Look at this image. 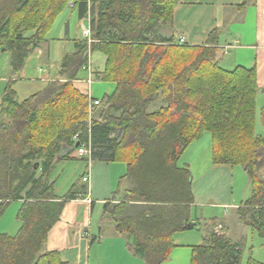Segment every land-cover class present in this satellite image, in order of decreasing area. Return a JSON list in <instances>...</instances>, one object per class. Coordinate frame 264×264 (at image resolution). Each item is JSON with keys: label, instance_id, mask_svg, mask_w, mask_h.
Here are the masks:
<instances>
[{"label": "trees", "instance_id": "obj_1", "mask_svg": "<svg viewBox=\"0 0 264 264\" xmlns=\"http://www.w3.org/2000/svg\"><path fill=\"white\" fill-rule=\"evenodd\" d=\"M68 9L89 22L91 42L76 41V51L63 57L61 81L23 101L10 81L3 95L0 221L13 202L21 207L18 232L0 234V264H71L44 248L67 202L86 199L88 187L76 183L58 197L50 177L60 161L74 159L77 144L88 143L92 162L128 168L113 195L118 203L105 205L103 221L113 220L144 264L165 263L177 247L174 236L201 220L192 217V171L179 163L206 133L212 136V163L241 166L248 175L252 195L236 214L264 243L256 69L221 67L217 30L201 47L163 35L162 28L174 25V0H0V50L11 54L12 76L21 74ZM95 52L107 57L100 79L116 88L90 115V97L74 82ZM159 101L161 107L151 112ZM208 226L205 244L192 247L191 264H243V241L215 231L221 226L217 219ZM245 264L264 262L250 258Z\"/></svg>", "mask_w": 264, "mask_h": 264}, {"label": "crops", "instance_id": "obj_2", "mask_svg": "<svg viewBox=\"0 0 264 264\" xmlns=\"http://www.w3.org/2000/svg\"><path fill=\"white\" fill-rule=\"evenodd\" d=\"M95 1L102 0H90L91 3ZM174 1L173 28H162V34L167 37L174 36L178 41L183 40V44L201 47L206 45L214 30L219 31L218 45L216 46L219 65L227 70H233L237 67L256 69L259 90L264 91V0ZM69 10L77 14L76 11ZM66 15L68 16V14ZM58 19L51 31L53 30L52 33L63 31V33L57 36V39H46L41 47L30 56L24 70L18 77L15 78L11 75V54H5V51L0 50V121L6 119V115L2 112V99L10 81L14 82L13 87L15 90L17 89L18 95L17 87L28 95L35 88L61 81L59 77L61 66H55V71H48L43 67L45 60L53 57L50 41L57 48L58 44L64 43H73L75 46V42L78 40L71 39L73 16L70 15L66 18L68 23L65 26L64 24L62 26L61 20L58 21ZM83 22L85 21L80 20L76 29L81 28L84 32L89 27V22L87 21V26ZM44 47L46 51L43 50ZM75 51L76 48L68 54H73ZM89 63L94 70L95 80L102 81L100 77L105 72L107 57L102 52H95L90 56ZM80 76V80L75 81L74 85L82 93L88 94L95 100H102L115 91V83L102 81L100 85L96 86L95 95L91 89L92 85L88 84V72L83 69ZM80 86H84L85 91H82ZM161 105L160 101L153 105L151 112L157 111ZM65 151L67 153L69 150L66 149ZM73 156L74 159L60 161L50 177L51 181L55 183L56 195L58 197L66 196L76 183H79L80 187L87 186L89 194L87 199L67 202L61 220L49 233L45 251L59 252L63 261L71 264H144L143 260L133 252L130 246L131 240L126 235L117 232L113 220L103 221L105 205L118 203L113 199V195L117 192L120 181L128 171L127 165L119 162H89L87 159L79 158L77 151L73 153ZM186 164L190 166L193 174L192 165ZM211 172L220 178V182L216 186L222 187L225 183L223 178L229 179L230 177L228 166H214L205 179H211ZM84 176H89V182H83ZM215 189L213 188L212 192ZM193 193L196 198L194 186ZM19 203L21 207V202ZM95 214L99 218L96 227L97 235L93 233L92 225ZM15 228L19 230L20 227L16 224ZM223 233L231 238L230 229H226ZM0 234L10 235L7 232ZM106 245L113 247L109 252L112 255L111 261L105 257L101 259L99 253L103 251V247ZM176 245L179 247L178 244ZM93 251H96L95 260L92 258Z\"/></svg>", "mask_w": 264, "mask_h": 264}, {"label": "rangeland", "instance_id": "obj_3", "mask_svg": "<svg viewBox=\"0 0 264 264\" xmlns=\"http://www.w3.org/2000/svg\"><path fill=\"white\" fill-rule=\"evenodd\" d=\"M73 16L71 21L72 24V34L71 39L73 40H83V29L76 26L79 24L80 20L77 14L71 10H66L60 20L62 26L67 24L68 16ZM58 19V21H59ZM57 21V23H58ZM87 26V21L83 22ZM53 31V30H52ZM48 35L47 39H57V36L63 33H52ZM90 41V40H89ZM53 42V41H52ZM52 56L50 59H46L43 63V67L46 70L55 71V66H60L62 58L68 53H72L75 50L73 43L58 44L57 48L54 47L55 44L51 43ZM46 51L45 47L43 48ZM8 54L9 53H5ZM106 69V66H105ZM102 81L94 80L91 89L96 95V86L100 85ZM44 87V86H43ZM35 88L31 94L26 95L23 91L18 88V100L23 101L27 99L30 95L37 93L38 91L44 89ZM82 91H85L84 86H80ZM87 87V86H86ZM259 87V86H258ZM17 90V89H16ZM89 93V92H88ZM257 112H258V122L256 127V133L258 135H264V129L261 125V113L264 109V91L258 93L257 98ZM156 108V107H155ZM150 111H153L151 108ZM262 132V133H261ZM186 163L192 165L193 178H194V189L196 191V205L192 207V217L196 218L198 216L199 220L197 227L192 230L183 231L177 233L174 236V242L179 245V247L172 250L170 258L163 264H190L192 247L205 244V238L208 235L209 223L217 219L221 221V226L215 228V231L223 233L224 230L230 229L231 238L234 241H243L244 252H243V264L247 263L250 258L256 261L264 262V243L261 241L257 233L252 232L247 226L242 224L237 214L235 213V208H238L243 202L249 199L252 195L251 192V181L248 175L245 173L241 166H234L230 168L229 179L223 178L225 183L223 186H216L220 182V178L211 172V179H205L208 177L211 169L214 168L212 163V136L210 133H206L202 140L192 144L187 151L184 153L180 159V165L183 166ZM216 188L213 192L212 189ZM222 193H225L224 195ZM227 203V204H226ZM200 205V206H199ZM227 205V207H225ZM20 207L18 201L13 202L9 209L4 214L0 222V233H10V235H15L18 230H16V224L20 227V222L17 220V211ZM99 218L95 214L93 218V233L97 235V224ZM224 226V227H223ZM112 246H104L103 251L99 252L101 259L104 257L111 261L112 255L109 253ZM108 256V257H107ZM93 260L96 259V251L92 253Z\"/></svg>", "mask_w": 264, "mask_h": 264}, {"label": "built area", "instance_id": "obj_4", "mask_svg": "<svg viewBox=\"0 0 264 264\" xmlns=\"http://www.w3.org/2000/svg\"><path fill=\"white\" fill-rule=\"evenodd\" d=\"M83 35L86 39L90 40V42H91V31H90L89 27L84 30ZM183 43H184V41L182 40L181 44H183ZM84 70H86L89 74L88 84L91 86L92 83L94 82V79H95V73H94V70L92 68V65L89 63L88 66L84 67ZM89 97H90V106L89 107H90V115H91L93 107L99 105L101 100H95L91 96H89ZM77 156L79 158H84V159H87L89 162H92V160H91V158H92L91 144L88 143V144H84L81 147H79L77 150ZM83 182L84 183L89 182V176H84Z\"/></svg>", "mask_w": 264, "mask_h": 264}, {"label": "water", "instance_id": "obj_5", "mask_svg": "<svg viewBox=\"0 0 264 264\" xmlns=\"http://www.w3.org/2000/svg\"><path fill=\"white\" fill-rule=\"evenodd\" d=\"M2 52H4V49L2 50ZM77 148L79 147V144H77V146H76ZM192 229V227L191 228H189V230H191Z\"/></svg>", "mask_w": 264, "mask_h": 264}]
</instances>
